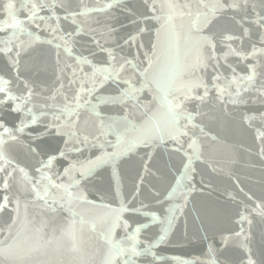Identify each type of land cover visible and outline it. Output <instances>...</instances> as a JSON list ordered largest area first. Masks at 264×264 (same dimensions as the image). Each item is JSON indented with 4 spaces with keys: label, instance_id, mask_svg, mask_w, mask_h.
<instances>
[{
    "label": "water",
    "instance_id": "95a60500",
    "mask_svg": "<svg viewBox=\"0 0 264 264\" xmlns=\"http://www.w3.org/2000/svg\"><path fill=\"white\" fill-rule=\"evenodd\" d=\"M7 0H0V23L7 20V13L2 11V4ZM109 0H69L72 10L80 11L83 7L95 8ZM181 6L179 10L187 11L182 6L192 4V11H196L198 0H172ZM259 3V0H256ZM16 8L20 6V0H13ZM152 0H121L119 6H114L104 12H92L87 17H80L82 31L75 37V54L83 55L93 62L106 61V54L100 52V47L113 49L117 62L120 58H131L137 53L143 60V67H147L144 59L145 53L152 55V45L156 42V30L163 24V16L169 11L166 7L167 0H156V15L162 19L158 22L152 19L153 13L149 7ZM163 6V7H162ZM58 14L63 17L62 10ZM234 13H228L232 15ZM41 15H49L47 11ZM242 15L240 14H236ZM18 19L25 20L27 13L21 9L16 13ZM147 17L146 22L144 18ZM188 17L176 16L174 23L176 30L183 37L184 28ZM71 21L61 19V24L67 26ZM32 31H36L34 25H26ZM245 27L252 28L249 36L241 41L233 42V47L243 51L251 50V43L258 41L255 25L246 22ZM75 25L71 30H75ZM148 30L140 34L137 44L142 43V48L129 47L124 40L130 34H134L139 28ZM111 29V33H109ZM227 29L235 35H242V29L235 26L226 16L216 20L209 31L217 35ZM10 31V30H9ZM43 38L48 34L41 29L38 33ZM8 35V31H0V40ZM27 40V36L21 37ZM165 32L161 29L160 41L163 44ZM98 42V43H97ZM99 45V46H98ZM259 47L260 45L257 44ZM226 49L218 47L222 53ZM94 54V55H90ZM155 60L156 58L153 57ZM183 62L185 51L183 39H181L179 53L172 54V61ZM164 58L154 64L151 74L157 72L163 65ZM65 63L72 64L74 60L66 59L63 53L58 58L53 45L38 43L26 54L22 55L19 72L13 70L8 58L0 54V75L11 81L13 91L19 95L25 91L24 81H28L36 95L33 103L64 104V96L69 100L75 95L78 85H69L71 68H65ZM220 72L230 77L231 70L227 64L236 67L239 74H247V65L255 61L249 57L246 61L239 57L229 56L227 62L220 61ZM63 69V71H61ZM85 71H91L85 66ZM206 82L209 83V95L200 103L199 101L188 104L190 110H195L199 105L200 116L196 123L203 128V133L197 128L194 130L200 152V159L193 162L195 173L192 181L187 186L193 188L188 193L187 200L183 196L169 198V193L178 190L176 178L183 171L181 160L183 154L173 151L177 147L172 142L157 146L153 149L138 146L132 152L125 153L115 159L114 162L103 164L94 169L91 176L81 181L79 187H73L69 191L82 194L85 199H74L71 204L65 193L56 188L49 187V195L45 200L38 199L32 191L31 184L18 183L22 175L18 169L24 168L32 177V183L39 179L40 174L35 171L39 167V160L46 157L35 154L29 150V146L38 148L39 152L56 154L58 159L54 161L52 172L59 175L72 161H87L101 155L102 151L111 152V145L116 143L117 134L131 138L136 133L132 125L139 128L142 125H151L159 120L164 109L156 100H153V91L145 88L139 93L136 100H128L124 104L100 103L97 111L106 123L115 122L114 130H107V135H101L99 128L100 117L90 111L80 110L78 128L83 135L89 136L88 145L75 144L80 152L69 151L67 159L58 156V150L64 147V137L52 135L40 137L39 143L33 139L37 131L51 117L41 118V125H30L24 133L19 134L17 141L5 139L0 146L4 156L11 164H3L8 171L17 169L16 179L10 181L11 187L5 192L0 187V201L5 195H9L13 202L0 213V248L11 246L9 257L0 256V264H102L107 246L101 238L104 225L103 219L111 209H117L121 203L132 207L145 205L144 211H154L163 221L169 215V208L181 205L176 219L171 227L165 242L156 244L152 248L156 259L151 254L134 257L137 264H207L214 259L217 264H246L248 250L256 264H264V218L260 217L251 208L257 202L264 201V157L261 149L264 141L258 139L259 132L264 131V98H260L254 91L244 93L245 103L233 105L227 102V97L222 102L217 99V92L211 87V75L215 74L211 69ZM257 85L264 80V68L257 69ZM134 77L141 79L139 71L129 68L123 78ZM63 84V92L55 101L48 99L55 90ZM139 83L136 87L139 88ZM233 86V90H234ZM202 89L197 92L202 94ZM101 96L116 95L115 85L107 83L105 88L97 93ZM2 98V96H0ZM171 98V97H170ZM88 99V97H85ZM92 103L96 104L95 97ZM151 101L150 104L148 102ZM147 105V107H142ZM21 113L12 111V104L0 106V121L6 126L15 128L21 118ZM254 117L245 121L244 117ZM127 118L125 121L124 118ZM71 119L76 120L73 116ZM127 127V131H125ZM2 131V130H0ZM95 137L96 139H92ZM188 138H184V148L187 149ZM106 147L101 149L99 144ZM69 149L73 144L68 145ZM57 150L53 153L52 150ZM151 152V157L147 153ZM149 163V169L144 171V162ZM179 169V171H178ZM4 173H0L3 176ZM79 179V173H76ZM141 179L143 182L141 183ZM64 183L70 181L61 177ZM60 182V181H58ZM187 183V182H185ZM2 184V181H0ZM43 195V186H39ZM243 189V191H241ZM251 197V199H249ZM19 200V213L13 211L16 207L15 200ZM245 205L249 207L245 209ZM244 211L252 220L240 221V214ZM16 216V223L11 231L8 225L12 223L11 217ZM125 219H135L138 223L148 224L147 229H142L139 236L138 250H142L149 242L155 243L154 237L160 233L163 225L157 221L149 223L150 217L140 214L123 213ZM96 228L93 230L92 225ZM132 228L136 227L132 223ZM243 228V234L237 237L235 233ZM124 230L117 228L114 239L119 240L124 236ZM73 236L75 240H73ZM75 244V248H74ZM211 246V250H210Z\"/></svg>",
    "mask_w": 264,
    "mask_h": 264
},
{
    "label": "snow or ice",
    "instance_id": "6c2138e0",
    "mask_svg": "<svg viewBox=\"0 0 264 264\" xmlns=\"http://www.w3.org/2000/svg\"><path fill=\"white\" fill-rule=\"evenodd\" d=\"M121 0H109V2L102 3L95 8L83 7L80 11L72 10L69 0H20L19 8H16L13 0H7L2 4V11L7 13L8 19L0 23V31H8V35L0 40V54L6 56L11 63L13 70L19 72V66L22 55L26 54L34 45L38 43H46L53 45L56 49V54L59 63L61 53L64 54L66 59L74 60V63H65V68H71V79L69 85H78L75 90V95L69 100L64 96V104H41L33 103V98L36 95L34 89L30 86L28 81H24L25 91L17 95L11 86V81L5 79L0 75V106L7 105L10 101L12 104V111L21 113L19 123L15 128H10L0 121V146L5 143V139L9 141H17L19 134L24 133L29 129L30 125H41V118L51 117L47 120L41 130L37 131L36 136L33 137L39 143L40 137L43 136H62L64 137V147L58 150V156L67 159L69 151L80 152V148H76L75 144L88 145L90 143L89 136L83 135L78 128V118L80 110L84 109L90 111L93 115L100 117L99 128L101 135L106 136L107 130H114L117 125L115 122L106 123L101 113L97 111L100 103L104 104H124L128 100H136L139 93L145 88L153 91V100H156L160 107L164 109L159 120L151 125H142L137 128L132 125L133 131L136 133L131 138L117 134L116 143L111 145L112 151H102L101 155L96 156L95 159L87 161H72L63 172L56 175L52 172L54 161H57L56 154H49L48 152H39L38 148L29 146V150L35 154L46 157L39 160V167L35 169L40 174L39 179L32 183V177L28 175L24 168H19L18 171L22 174L17 180L18 183L31 184L32 191L35 192L38 199L45 200L49 195V187L56 188L65 193L68 198V203L71 204L74 199H85L82 194L73 193L69 189L79 187L81 181L86 180L91 176L95 168L114 162L115 159L125 153L132 152L138 146L143 145L145 148L153 149L157 146L166 145L172 142L177 147L173 151L183 154L181 163L183 171L180 176L176 178L178 190L174 189L169 193V198L183 196L187 200L188 193L193 190L187 185L190 184L194 177L195 168L192 166L195 160L200 159V152L197 144V138L194 130L199 128L203 133V128L195 121L201 115L199 105L195 110H190L188 104L191 102L203 101L209 95V83L206 78L209 75V69L212 70L211 87L217 92V99L224 101L227 97V102L233 105L245 103L243 99L244 93L254 91L260 98H264V80H261L257 85L258 68H264V0H198L196 4V11L193 12V5L186 3L182 7L187 11L179 10L181 7L167 0L166 7L168 12L163 16V24L161 28L156 30V42L152 45V55L149 56L145 53L144 59L147 61V67H143V60H140L139 54L127 58L121 57V62H117L116 55L111 48L100 47V52L106 54L107 60L100 62H93V60L83 55L75 54V37L79 36L82 29V24L79 20L80 17H87L92 12H104L114 6H119ZM153 16L152 19L158 22L162 19L160 15H156L157 5L156 0H152L149 5ZM163 7V6H162ZM23 9L27 13L25 20L18 19L16 13ZM62 10L64 15L61 17L58 11ZM47 11L49 15H41L42 12ZM228 13H234L227 15ZM242 15H236L240 14ZM176 16L188 17L187 25H182L184 28L183 37L181 33L176 30V25L173 22ZM231 21L235 26L242 29V35H235L224 29L217 35L214 31H209L214 22L221 17H225ZM61 19L71 21L67 26L61 24ZM147 17L144 18L146 22ZM255 25L257 29L258 41L251 43L250 51H243L239 48L233 47V42L241 41L243 44L244 37L249 36L252 28L245 27V23ZM26 25H34L36 31L30 30ZM75 25V30L72 31V26ZM43 29L48 34L45 39L39 35V31ZM161 29L165 32V40L161 44ZM10 30V31H9ZM148 29L141 27L134 34H130L124 40V44L129 47L142 48L143 44H137L140 34ZM109 29V33H111ZM27 36L28 39L24 40L21 37ZM181 39H183L185 59L180 62L178 59L173 62L172 54L179 53ZM98 43V42H97ZM257 44L260 46L258 47ZM223 46L226 50L222 53L218 52V47ZM94 55V54H90ZM163 56L164 62L161 68L150 75L151 70L155 63L161 60ZM229 56L239 57L240 60L246 61L251 57L255 63L247 65V74H239L236 67L232 64H227V68L231 70L230 77L224 76L220 72L222 67L220 61L227 62ZM153 57L156 59L154 60ZM85 66L91 71H85ZM132 68L139 71L141 79L138 81L134 77L123 78L125 72ZM63 71V69L61 70ZM264 75V73H260ZM139 83V88L136 83ZM107 83L115 85L116 95L114 96H101L97 93L101 92ZM233 86L234 90H233ZM64 85L61 84L60 88L55 90L53 95L48 99L55 101L58 95L63 92ZM202 89V94L197 92ZM88 97V99H85ZM92 97H95L97 103H92ZM171 97V98H170ZM151 101L148 102L150 104ZM147 107V105H142ZM76 116L77 119L73 120L71 117ZM127 121V118H124ZM245 121L254 119V117H244ZM125 127V131H127ZM187 137V149L184 148V138ZM258 139L264 141V131L259 132ZM92 139H96L93 137ZM73 144L69 149L68 145ZM101 149L106 145L99 144ZM55 153L57 150H52ZM151 157V152L147 153ZM261 155L264 157V148L261 149ZM0 161L4 164H11L4 156L3 151L0 150ZM149 169V163L144 162V171ZM17 169L8 171V168L0 164V187L5 192H8L12 179H16L15 173ZM179 171V169H178ZM76 173H79V179L76 178ZM61 177H66L70 181L64 183ZM60 181V182H58ZM143 182V179L140 181ZM187 182V183H185ZM43 186V195H41L40 187ZM243 191V189H241ZM251 199V197H249ZM13 200L9 195H5L3 200L0 201V213L4 212ZM16 207L13 209L17 214L19 213V200H15ZM145 205L140 207H132L129 203H121L117 209H111L109 206V214L103 219L104 225L101 232V238L107 246V252L104 255L102 264H137L134 257L147 256L151 254L152 248L156 244L166 241L168 233L173 226L176 219L175 213L182 210L181 205H174L169 208V215L165 220L161 221L154 211H144ZM245 209L249 206L245 205ZM140 214L143 217H150L149 223H156L159 221L163 227L160 233L154 237L155 243L149 242L142 250H138L139 236L142 229H147L148 224L138 223L135 219L131 222L129 219L123 217V213ZM251 212L256 213L264 218V201L257 202L255 207L251 208ZM12 223L9 224L8 230L11 231L13 225L16 223V216L11 217ZM240 221H247L249 225L252 220L249 215L244 211L240 214ZM132 223L136 224L132 228ZM95 230L96 225H92ZM117 228H122L125 235L119 240L114 239ZM243 234V228L240 232L235 233L237 237ZM73 240L75 237L73 236ZM75 248V244H74ZM211 250V246H210ZM11 246L8 248H0V256L9 257ZM160 259L159 257H155ZM188 264V262H182ZM207 264H217L212 259ZM246 264H256V261L248 250Z\"/></svg>",
    "mask_w": 264,
    "mask_h": 264
}]
</instances>
